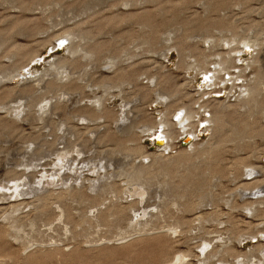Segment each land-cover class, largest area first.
Segmentation results:
<instances>
[{"label": "rangeland", "instance_id": "374dc122", "mask_svg": "<svg viewBox=\"0 0 264 264\" xmlns=\"http://www.w3.org/2000/svg\"><path fill=\"white\" fill-rule=\"evenodd\" d=\"M220 58L235 84L199 96L212 90L199 70ZM160 75L171 83L156 86ZM259 75L264 0H0V264H167L178 253L184 264H264V200L245 208L264 187L241 185L264 179V82L258 106L244 103ZM177 87L199 103H172L207 105L199 118L214 102L229 106L221 129L202 121L199 138L161 151L149 126L171 120L176 108L159 95ZM98 96L130 133L81 120Z\"/></svg>", "mask_w": 264, "mask_h": 264}, {"label": "bare ground", "instance_id": "6f19581e", "mask_svg": "<svg viewBox=\"0 0 264 264\" xmlns=\"http://www.w3.org/2000/svg\"><path fill=\"white\" fill-rule=\"evenodd\" d=\"M37 29V28H36ZM38 30V29H37ZM40 30V29H39ZM37 33V32H36ZM35 35V34H34ZM70 34L68 33V35H67V37L69 36ZM63 36L64 35H61V38H63ZM65 38H66V36H64ZM70 37H71V35H70ZM69 37V38H70ZM68 38V39H69ZM57 39V38H56ZM58 40V39H57ZM67 40V39H66ZM65 40V41H66ZM61 43V42H60ZM4 44V43H3ZM65 44L66 43H62V45H64L65 46ZM73 44V43H72ZM180 44H181V42H180ZM2 45V44H1ZM10 45V44H9ZM59 46H61V45H59ZM73 46V45H72ZM54 47V46H53ZM67 47H68V45H67ZM15 48V49H14ZM13 49H14V52L12 53L13 55H17V54H19L20 53V46L19 45H16L15 47H14ZM7 50V49H6ZM5 50V51H6ZM78 50V46L77 45H74L73 47H69V51L72 53V54H74V52L76 53V51ZM232 51V50H231ZM239 52H242V50H240ZM220 53V52H219ZM219 53H217V54H219ZM12 54H10V57H11V55ZM228 54H230V53H228ZM241 54H244V53H241ZM37 55L38 54H35V55H32L31 57H29V59H28V63H27V67L25 66V65H23L24 67H26V68H28V64L29 63H31L32 61H34L35 60V57H37ZM204 55V54H203ZM202 55V57H203V59H204V56ZM201 56V55H200ZM219 56H220V54H219ZM221 56H222V54H221ZM228 56V55H227ZM242 56V55H241ZM14 57V56H13ZM236 57V56H235ZM40 58V57H39ZM229 58V57H228ZM239 58H241V57H239ZM203 59H200L201 61V63H204V60ZM219 60V59H218ZM230 60H231V58H230ZM233 60H235V58L233 59ZM240 60V59H239ZM56 61V60H55ZM36 62V61H35ZM73 62V61H72ZM227 60L226 59H224V58H220V60L217 62L218 63V66H217V69H215L214 71L212 70V69H209V68H206V67H204L203 68V66L201 67L202 69H200V67H199V74L201 73H203V74H208V75H205L206 76V78H208L209 79V81H211V83L209 84L211 87H209L208 85L206 86L207 88L209 87V88H216V86H218V85H220V83H225V82H227V79L226 78H224V76L223 77H220V75H221V72L224 70V69H226V72H229V74L231 75V77H229L228 79H230L231 81L230 82H232V83H234V81H236V78H233V73L232 72H230L229 71V69H228V67L227 68H225L226 66H227ZM53 63V62H52ZM65 62H63L62 64H64ZM74 63V62H73ZM217 63H215V64H217ZM55 64V63H54ZM53 64V65H54ZM57 64V66L56 65H54V67L56 66V67H58V65L60 64H58V63H56ZM62 64H61V66H62ZM199 64V63H198ZM21 65V64H20ZM30 65V64H29ZM65 65V64H64ZM63 65V66H64ZM201 65H203V64H201ZM207 65V64H206ZM23 66L21 67V68H23ZM31 66V65H30ZM61 66H59V67H61ZM191 67V66H190ZM193 67V66H192ZM233 67V66H232ZM122 70V69H121ZM125 70V69H124ZM28 70H26V72H27ZM211 71V72H210ZM29 74H28V76H29V78H31V77H33V76H31V72H28ZM126 74V72H124V71H121V75H125ZM20 74V73H19ZM34 74V73H33ZM233 74V75H232ZM204 76V75H203ZM204 76V77H205ZM238 75H236V76H234V77H237ZM256 76H258V75H256ZM26 77H27V74H26ZM160 77H161V80L160 81H158L157 82V79H156V82L158 83V84H155L156 86L158 85V87H162L163 85H166V84H170L171 83V77H169V76H163L162 77V75H160ZM151 78V77H150ZM154 78H156L155 76H154ZM256 78V77H255ZM38 80H43L42 79V77L40 78H37ZM121 79V76H120V78L118 79V80H120ZM126 80H130L131 79V76L130 77H128V76H126V78H125ZM134 79V77L132 78V80ZM226 79V80H225ZM117 80V81H118ZM123 79H121V81H122ZM255 81H254V83L252 84L251 83V85L252 86H249L250 88L247 90V98H245L244 99V103H246V104H248V105H250V104H252L253 106L254 105H257L258 106V99L256 98V93H258V91H259V83H262V82H264V76H262V75H259V77H258V81H257V78L256 79H254ZM26 81V80H25ZM29 81H31V80H29ZM47 82V81H46ZM155 82V83H156ZM189 82H191V80L189 81ZM53 83V82H52ZM107 81L106 80H104L103 82H102V85L101 86H103V87H105L106 85H107ZM187 83V85H189V83L186 81L185 82V84ZM47 84V83H46ZM51 84V83H50ZM235 84V83H234ZM55 85V84H54ZM226 85V84H225ZM221 86V85H220ZM119 87V93L118 94H120L121 93V88H120V86H118ZM144 88H147L148 89V87H146V86H143ZM46 89H48V87L46 88ZM185 89V88H184ZM211 89H209V90H211ZM146 90V89H145ZM155 90V89H154ZM157 90V89H156ZM205 90H206V88H205ZM216 90H219V89H216ZM221 90V89H220ZM208 91V90H207ZM145 92V91H144ZM213 92H216L215 90H211V91H208V92H206V91H201V93H200V95L199 96H203L204 94H209V96H210V94L211 93H213ZM147 93H149L148 91H146L144 94H142L141 96H143V98L144 99H148L149 97H148V94ZM157 93V92H156ZM164 94H162V95H159V93H157V95H159V97H161V98H163V97H166V98H170L171 99V101L169 102V104H166V106H165V108H167V111L170 113L171 111H172V109H174V108H176V110L175 111H172V113H171V120H169V118L167 117V118H165L164 120H162V119H160V121L159 122H155L156 124H149L148 126L150 127L149 129H153V132H152V135H153V137L151 138L152 140L153 139H155V141H154V143L157 145V146H159V147H162L161 148V151H165V150H168V149H171L172 150V146L174 145V143L177 141V139H178V137L179 136H181L182 138H184V141L185 142H189V141H191V140H193L194 138H196V137H198L199 138V134H198V132H199V130L201 129V122L202 121H206V122H208V125L206 126V129H209L208 127H210V126H212V123H213V127L214 128H216V129H221L222 127H223V125H224V117H225V115H226V110H227V107L229 106V105H224V104H222V103H220L219 101H217L218 102V104L217 103H215L214 102V104H212V105H210L211 106V108H212V110L210 111V114H209V116H204L203 118H199V115H200V110L202 109V107H204V106H207V105H203L202 103L201 104H199L198 106V109H196V108H194V106H192V107H190L189 106V104H185L183 101L182 102H180L179 104L177 103V104H175V103H172L173 101H177V100H181L184 96H187V98L186 99H190V101L189 102H192L191 104H193V103H195V102H197V103H199V98H194V96H192L190 93H188L187 91L186 92H181V90L177 87V88H172L169 92H163ZM196 94H197V92H196ZM212 95V94H211ZM101 100H102V96H98V97H95V99L93 100V102H95V103H98V104H96L97 106L99 105L100 106V108H102L103 110H101L100 108H97L96 109V107L95 108H92V110H90L91 108L89 107V108H86V107H88V106H86L85 108L86 109H83L84 107H80L83 111H82V115H81V120H88V121H93V120H97L98 118H103V117H105V118H108V119H111V120H115V122H117V121H120L121 120V122H123V120H122V117H115L114 115H112V114H110L109 112L110 111H108L107 110V108L104 106V102H101ZM214 100H216V98H214L213 99V101ZM203 101H204V99H203ZM202 101V102H203ZM238 101V100H237ZM186 102V101H185ZM95 103H93V104H95ZM168 103V102H167ZM171 103V104H170ZM220 103V104H219ZM258 103V104H257ZM59 104V103H58ZM92 104V105H93ZM162 104V103H161ZM175 104V105H174ZM177 106V107H176ZM256 106V107H257ZM182 107V108H181ZM232 107V106H231ZM17 108V107H16ZM53 108L56 110V109H59V107H58V105L57 104H54V106H53ZM79 108V109H80ZM105 108H106V110H105ZM164 108V109H165ZM230 108V107H229ZM45 109V108H44ZM181 110V114H176V112H178V111H180ZM203 111H205V109L203 110ZM227 113H229V112H227ZM106 114V115H105ZM166 115V114H165ZM175 115H177V117H176V120H175V122H174V120L172 119V117L173 116H175ZM123 116H125V114H123ZM198 116V117H197ZM67 119H69V118H71V114L69 115V117L67 116L66 117ZM226 118V117H225ZM135 119H137V116L135 117ZM66 120H64V122H65ZM193 122H195V123H193ZM117 125H118V127L121 129V131H122V133H130L131 132V129H132V125H122L120 122H117ZM177 125H178V127H177ZM145 126V125H144ZM205 129V130H206ZM144 130V129H143ZM142 130V131H143ZM180 130H182V131H180ZM120 131V130H119ZM146 132H147V130H146ZM180 132V133H179ZM260 134H262V135H264V132H260ZM147 136V135H146ZM196 140V139H195ZM193 142V141H192ZM198 143L196 142H194V143H192L191 145H190V147L192 148V149H194L195 150V148L197 149L196 150V152H199V150H198V147H196V145H197ZM130 150H133V151H138V148H130ZM183 150V149H182ZM212 150H214V149H210L209 150V152H211ZM202 151V150H201ZM65 152V151H64ZM187 151H181L180 152V154L178 155L179 156V159L180 160H182V161H185L186 159H188L189 158V155L190 154H188V153H186ZM162 153V152H161ZM157 154V153H156ZM160 154V153H159ZM158 154V155H159ZM204 154V153H203ZM67 156V154H65V156H64V153H62L59 157H58V160H64V157H66ZM149 156V155H148ZM154 159H155V161H156V159H158V158H156V157H154ZM163 159H165V158H163ZM190 159V158H189ZM159 160H162V157L159 159ZM249 165V164H248ZM251 165V164H250ZM141 166V167H140ZM139 167H137L135 170H134V172H133V175H132V178L134 179V180H138V179H142L143 177H144V174L146 173V171H145V168H143L144 166H142V165H140ZM261 167V166H260ZM247 168H248V166H247ZM249 168H251L249 171L250 172H263V169H262V171L261 170H259V169H261V168H259V166H258V168H257V166H249ZM248 168V169H249ZM259 172V173H260ZM191 173V172H190ZM251 175V174H250ZM50 178V180H52V178L51 177H49ZM254 178V179H253ZM256 178V179H255ZM250 179V182H244V183H242L241 185H247V184H253V183H256V184H258V185H262L263 187H264V179H257V177L256 176H253L252 178H249ZM252 179V180H251ZM14 184V188H13V190H12V194L14 193L15 195H19V193H20V190H19V185L20 186H22V182H14L13 183ZM257 185V186H258ZM260 187V186H259ZM259 187H257V188H259ZM136 189H137V187H136ZM142 190V189H141ZM259 191V190H258ZM262 192V191H261ZM264 192V191H263ZM144 193H145V191H140V193H139V195L142 197V196H144ZM260 197V196H259ZM264 198V196L262 197V198H256V199H254V201H248L246 204L248 205V206H246L245 208L246 209H248V210H251L252 212H255V211H257V208H254L253 207V205L256 203V202H258L260 199H262V200H264L263 199ZM15 208V207H14ZM251 212V213H252ZM197 219H199V216L197 217ZM252 222V221H251ZM171 229H174V231H176L175 230V228H171ZM250 237H254L253 235H251ZM249 237V238H250ZM210 245V244H209ZM205 246H207V244L206 243H204L203 244V247H205ZM209 246H207V248H208ZM186 257H187V255H185L184 253H178L176 256H174L172 259H170L169 261H168V263L167 264H184L185 263V260H186Z\"/></svg>", "mask_w": 264, "mask_h": 264}, {"label": "built area", "instance_id": "2783aa9c", "mask_svg": "<svg viewBox=\"0 0 264 264\" xmlns=\"http://www.w3.org/2000/svg\"><path fill=\"white\" fill-rule=\"evenodd\" d=\"M229 77H231V76H229ZM229 77H228V78H229ZM228 78H226L227 81L230 80V79H228ZM226 79H225V80H226ZM225 83H226V82H225ZM225 83L222 82V83H220V85H221V84L224 85ZM220 92H222V91H221V90H217L216 92H213V93H214V95H215L216 97H219L220 95H222V93H220ZM176 117H177V115H175L173 119L176 120ZM182 139H183V138H182ZM149 141H151V140H149ZM151 142H152V141H151Z\"/></svg>", "mask_w": 264, "mask_h": 264}]
</instances>
